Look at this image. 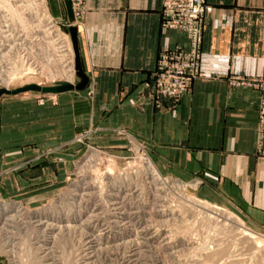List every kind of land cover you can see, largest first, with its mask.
Listing matches in <instances>:
<instances>
[{
  "label": "crops",
  "instance_id": "0c3cea01",
  "mask_svg": "<svg viewBox=\"0 0 264 264\" xmlns=\"http://www.w3.org/2000/svg\"><path fill=\"white\" fill-rule=\"evenodd\" d=\"M163 1L84 0L75 25L89 85L54 94L56 103L40 105L31 96L26 106L33 139L63 156L64 147L76 144V135L87 129H94L97 139L120 143L126 141L117 130L125 131L147 147L163 175L200 180L199 197L233 207L264 231V156L257 151L261 94L229 85L232 75L264 77V0H208L214 9L206 18L200 76L178 103L159 101L152 86L161 53L188 45L185 33L163 27ZM48 3L70 27L64 0ZM18 114L14 109L15 130L22 124ZM45 129L51 134L37 135ZM77 160L70 169L69 159L62 158L61 179ZM13 170L1 184L4 197L18 198L21 191L22 175Z\"/></svg>",
  "mask_w": 264,
  "mask_h": 264
},
{
  "label": "rangeland",
  "instance_id": "374dc122",
  "mask_svg": "<svg viewBox=\"0 0 264 264\" xmlns=\"http://www.w3.org/2000/svg\"><path fill=\"white\" fill-rule=\"evenodd\" d=\"M0 2H5V4H10L13 8L18 9V13L24 18L23 21H21V19H15L17 26H11L13 30H8L6 32L7 36L5 35L4 39L1 38L0 44H3V47L1 46L0 54H9L8 56L15 55V58L17 55H20L22 60H26V57L29 54H32L31 56H33L35 61L29 60L28 62V66L31 68L30 71L32 72L31 76H24L17 79V81H15L16 86L14 89L29 84L39 85L37 82H43V85L41 86H50L60 81L76 83V55L73 50V42L69 32L70 27L52 13L48 0H45L48 8V16L53 20L50 24H48L45 13L40 7L41 0H0ZM208 4L212 5L209 2ZM82 7L83 5H80L77 12L81 11ZM7 13L9 16V11ZM14 39L17 42L14 43ZM68 43L71 44L74 59V75L69 80L56 71V64L47 66V63L43 61V56L47 52L50 53V48H55L56 50H62V52L68 53ZM57 53L60 54L59 52ZM42 65L45 66L44 74L41 73L43 71ZM192 84L193 82L190 85V89ZM229 85L230 87H233L230 82ZM152 86L154 89V83ZM1 88H6V86L0 85V89ZM33 95L38 97L37 101L40 105H44L50 101L56 103L54 94H44L40 92H25L15 96L4 95L0 97V189L2 188L1 184L3 183V179L14 175L13 169H16V172H14L16 175H22L20 178L18 177L22 182L20 184L21 191L17 195V197L22 198V200L13 197L14 194L10 195L11 197H4L0 192V203L5 201L7 204H10L5 212L2 211L5 213L4 216L6 218H0V259L3 264H12V256L7 252V250L9 251V248H6V242L9 240L13 243L20 242L19 239H16L19 236L31 237V242L35 243L34 247L37 250L38 248H51L55 251L57 250V245L60 246L62 243L56 242V244L52 245L51 243L50 245H47L45 240H49L48 237H44L42 232L40 233L33 230L31 226H29L30 224L28 225L27 223H25L24 226H20L18 229L16 223L7 219L16 213L13 211L11 205L17 207V202H19L26 206L24 210H27V208L33 210L38 208L55 210L61 206L60 201L63 200L62 196L69 192L78 197L76 202H83V210L86 211V215L89 214L90 216L100 213V219L95 217L88 218L93 225L89 227L91 231L94 230V232L100 233V230L102 231V229L109 225L113 227L116 226L113 229L116 234L110 235L111 239L108 234H103L105 237H102V241H98L99 245H96L97 250L93 252L86 249L87 246H85L93 236L88 228H86L83 240H80V236L76 234V236H74L73 233L71 235L64 234L63 238L67 242L69 250L75 248V252L77 253L78 247H80V249L83 248L79 250L78 256L81 259L84 257L89 258L85 261L79 258V264H222V262L223 264H228V257L223 259L211 258L209 260V257H207L209 250L208 246H213V248L216 246L212 243H205V240L202 239L200 243L201 245H199V243H193L192 245H180L177 243L172 246L166 245L169 242L168 236H170V234L178 235L181 231H185V227L182 226L183 222L179 221L180 218L177 217L178 215L173 216L161 214L160 210L163 209V206L168 205V202H170V205H174L173 208L175 207V209H178L180 205L183 207H191L192 203L188 202L190 199L206 202L235 214L237 218L244 222V226L252 231L256 239L264 241V231L254 229L247 223L239 211L230 206L209 203L199 197L196 189L201 183L200 180L187 183L166 177L158 169L152 159L149 165L141 160L139 155H135L133 150H131L128 139L120 134L119 131L121 130H117V135L125 139L126 143L112 142L108 138L97 139L95 130L87 129L76 135L74 138L76 144L64 147L62 151L65 155L63 156L53 152L57 147H39L38 144H36L35 139H33L36 134L31 132L29 109L26 106L29 103L30 97ZM154 95L156 96L155 90ZM42 99H44L43 102ZM158 100L160 101V99ZM14 109H17V111H20L21 113L18 114L16 118L19 120L22 119V124L19 122L21 125L16 130L13 128L15 119ZM46 134L51 133H47L45 129L41 134L38 133L37 135L45 136ZM18 145H21V147ZM16 156L17 158H15ZM62 158L69 159L70 169H73L74 167V160L78 159L74 171L64 179H61L59 176L61 172L59 171V167H61ZM34 169H39V171L45 169V173L39 174V171H36L31 176L30 172ZM108 169L113 171V173H111L113 176L109 175L110 173H108ZM118 172L121 173V175L123 174L122 176L129 177V179L127 178V181L132 182V185L122 187L123 189L116 187L114 181L115 175H119ZM8 173L12 174L7 175ZM154 173L156 174L151 176ZM29 176H31L32 179H26V177ZM152 177H160L161 179L157 182L150 183ZM136 184H138L140 188H143V192L140 195L141 198L137 196V193L139 192L135 191L137 187H134V185ZM173 191L175 192V196L171 197L170 194ZM182 193H184L185 196L181 197L180 194ZM30 194L31 196H35V198L44 200L31 204L26 203L23 199L30 200ZM5 202L1 203L0 211ZM191 213L192 212L186 213V215H189L190 221L192 217ZM174 217H176V219ZM51 219H54V217ZM17 220H19V218ZM28 220L33 221L34 218L30 217ZM22 222L24 221L22 220ZM94 225H96L98 229H94L96 228ZM200 228L201 233L199 234V237L203 238L207 235V233H205L207 229L204 227ZM168 229L169 231H167ZM53 230L55 229L49 227L47 235H52L53 233L49 235V232ZM187 230L191 231V229ZM192 230H197V228H193ZM202 233H205V235L203 236ZM54 235H52L51 238L49 237L52 239V242L54 240L53 237H55ZM210 239L211 238L209 237L206 238L207 241ZM164 244L166 248L164 247ZM192 247H195L196 249L194 250L195 253L188 251L191 252V254L189 253L190 256L184 255L187 251H181L183 252L181 257L177 256L175 258L172 255L170 256V252L173 254L174 251L180 249L183 250L184 248L192 249ZM205 247L208 250H205ZM40 249L38 252H41L42 254L44 250ZM251 252L252 251L247 248L245 254L250 255ZM76 253L73 252L72 254ZM259 256L258 260H260V264H264L263 256ZM238 258L239 257L235 258V261H231L230 264L245 263L244 259Z\"/></svg>",
  "mask_w": 264,
  "mask_h": 264
},
{
  "label": "bare ground",
  "instance_id": "6f19581e",
  "mask_svg": "<svg viewBox=\"0 0 264 264\" xmlns=\"http://www.w3.org/2000/svg\"><path fill=\"white\" fill-rule=\"evenodd\" d=\"M40 7L43 9L42 11H44L45 13L46 19L48 20V24L52 23L53 20H51V18L48 16V11H47L48 8H47V4L45 0H41ZM6 11L7 12L9 11V16ZM15 19H21V21L24 20V18L21 17L20 14L18 13V9L13 8L10 4H5V2L3 3L0 2V40L1 38L4 39L5 35L7 36L6 32L12 29L11 26H14V27L17 26V24L15 23ZM15 42L17 41H15L14 39V43ZM1 46L3 47V44H0V49H1ZM68 47H69L67 49L68 53L62 52V50H56L55 48L49 47L50 53L47 52L43 56L44 57L43 61L47 63V66L48 65L52 66L53 64L54 65L56 64V67H57L56 71L64 78H67V80L71 79L74 75V71H73L74 59H73V53L71 50V44L68 43ZM73 50H74V47H73ZM57 52L59 53L62 52V53L58 54ZM69 54H70V57H69ZM8 55L9 54H4V53L0 54V85H5L7 89L12 90L16 86L15 81H17V79H20L24 76H27V77L31 76L32 72L30 71L31 68L28 66V62L29 60L34 61V59H33V56H31L32 54H29L26 57V60H22L20 55H17L16 58H15V55L13 56H8ZM42 68H43V71L41 73L44 74L45 66L42 65ZM37 83L40 86L43 85V82H37ZM1 89H4V88H1ZM108 173H110L109 175H111L113 171L111 169H108ZM118 174L119 175H115V181H114V184L116 185V187L122 188V187L132 185V182L127 181V178L129 179V177L122 176L123 174L121 175V173L119 172ZM155 174L156 173L152 174L151 176ZM106 175H107V172H106ZM151 179L152 180L150 183H154V182L159 181L161 178L152 177ZM134 187H137L135 191L139 192L137 193V196L140 197V195L143 192L142 191L143 188L142 187L140 188L138 184L134 185ZM170 196L171 197L175 196V192L174 191L171 192ZM180 196L181 197L185 196V194L182 193L180 194ZM62 199L63 200L60 201L61 206H59L55 210H47V209H39V208L35 210L27 208V210H24V208H22L20 204H17L18 205L17 207H15V205H11L13 208V211H15L16 213L11 215L12 219L10 216H9L10 218H7V219H10L11 222L13 221V223H16L18 226V229L20 228V226H24V224L27 223L28 225L30 224L29 226H31L33 230H36L37 232H40V233L42 232L44 237H48L49 240L47 241L45 240L47 245H50L51 243L53 245V244H56V242L58 243L62 242L60 246L59 245H57V247L55 246L58 251L57 250L53 251L51 248H43V249L38 248V250L39 249L44 250L41 254V252H38V250L34 247L35 243L31 242L32 241L31 237L19 236L20 238L18 237L16 239H19L20 242L18 241L17 243L15 242L13 243L11 240H9L8 242H6L5 246L7 245L6 248H9V251L7 250V252H9L10 255L12 256V264H79V260L81 258L78 256L79 255L78 252L79 250L83 248L80 249V247H78L77 253L75 252V248L69 250V247H67V242L63 238L64 234L71 235L73 233L74 236L78 235L80 236V240H83V237L86 232V228H88V230L93 236L86 243L85 246H87L86 249H88L89 251L91 250V252L97 250L96 245L98 244V241L100 242L102 237H105L104 236L105 234L106 235L108 234L109 238H110V235L116 234L113 231L114 227L116 226L113 227L110 225L102 229V231L99 229L100 233L94 232V230L91 231L89 227L93 225H92V222H90L88 218L95 217L97 219H100V213L90 215V216L89 214L86 215V211L83 210V202L81 203H78V201L76 202L78 197L74 196V194H72L71 192L65 193L62 196ZM81 200H82V197H81ZM188 202L192 203L191 207H187V206L183 207L180 205L178 209H175V207L173 208L174 205H170L169 204L170 202H168V205L163 206V209L160 210L161 214H167V215H173V216L178 215L177 217L180 218L179 221L183 222L182 226L185 227V231H186V232L181 231V233H179L178 235L170 234V236H168L169 242L167 244L165 243L167 246L168 245L172 246L173 244H176V243L180 245H192L193 243H199V245H201L200 243L202 239V240H205L204 241L205 243L206 242L208 244L212 243L216 246L214 248L213 246L212 247L208 246L209 250L206 249L205 247V250H208L207 257H209V260L211 258L223 259V258L228 257L227 258L229 259L228 264H230L231 261H235V258L239 257L240 259H244L245 261V263H242V264H260L261 263L260 260H258V256L260 255L259 257L263 256L264 258V241L261 239L260 240L256 239L252 231H250L248 228L244 226V222L241 219L237 218L235 214H232L219 207L210 205L206 202H200V201L191 200V199L188 200ZM9 206L10 204H7L6 202L4 203V205L2 206V210L0 211V218L2 217L4 219L6 218L4 216L5 213L3 212H5V210L8 209ZM187 212H192L191 221L189 220V215L188 214L186 215ZM30 217H33L34 220L29 221L28 218ZM53 217L54 219H51ZM18 218L19 220H17ZM174 218L176 219V217ZM24 219H27V220H24ZM22 220L24 222H22ZM96 225H94L96 227L94 229H98ZM49 227L57 231L56 232L55 230H53L49 232V235L52 233H53L52 235L55 234L54 235L55 237H53L54 239L53 242H52V239H50L52 235L50 236L47 235ZM200 227H204L207 229L205 233H207L206 235L207 237L211 238L209 241L206 240L207 238L206 236L203 238L199 237V234L201 233ZM193 228H197V230H192ZM187 229H191V231ZM167 231H169V229ZM205 233L204 234L202 233L203 236L205 235ZM165 244H164V247H165ZM247 248H249V250L252 251L250 255L245 254V251H247ZM195 249H196L195 247H192V249L191 248H184L183 250L180 249L178 251H174L173 254H171L170 252V256L172 255L175 258L177 256L181 257L183 255V252L181 251H187V253H185L184 255L190 256L191 252H188V251H192L193 253ZM73 252L76 254H72ZM86 259H89V258L84 257L81 260L85 261ZM231 259H234V260H231Z\"/></svg>",
  "mask_w": 264,
  "mask_h": 264
},
{
  "label": "built area",
  "instance_id": "2783aa9c",
  "mask_svg": "<svg viewBox=\"0 0 264 264\" xmlns=\"http://www.w3.org/2000/svg\"><path fill=\"white\" fill-rule=\"evenodd\" d=\"M82 3L83 0H73L75 17ZM212 11L213 7L207 0H164L163 27L166 30L185 33L188 45L176 46L161 53L153 74L154 90L158 99L166 98L175 103L179 102L189 91L191 83L199 76L205 22L207 15ZM229 82L233 87L250 88L261 94L258 110L260 140L257 151L264 156V77L235 75L229 78ZM119 132L128 139L134 154L139 155L141 160L149 165L151 158L147 147L131 134ZM3 202L5 201L1 203ZM17 203L21 204L22 208L26 207Z\"/></svg>",
  "mask_w": 264,
  "mask_h": 264
},
{
  "label": "water",
  "instance_id": "95a60500",
  "mask_svg": "<svg viewBox=\"0 0 264 264\" xmlns=\"http://www.w3.org/2000/svg\"><path fill=\"white\" fill-rule=\"evenodd\" d=\"M65 7L68 14V20L70 23V36L73 42L74 51L76 54V75L79 79L76 83H71L69 81H60L50 86H40L37 84H29L16 89H0V97L4 95H17L25 92H40L44 94H60L69 91H83L89 85V77L83 70L80 55H79V44H78V34L76 17L74 12V6L72 0H64Z\"/></svg>",
  "mask_w": 264,
  "mask_h": 264
}]
</instances>
